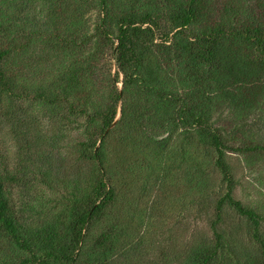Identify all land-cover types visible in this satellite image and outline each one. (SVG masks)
Returning a JSON list of instances; mask_svg holds the SVG:
<instances>
[{
  "label": "trees",
  "instance_id": "16d2710c",
  "mask_svg": "<svg viewBox=\"0 0 264 264\" xmlns=\"http://www.w3.org/2000/svg\"><path fill=\"white\" fill-rule=\"evenodd\" d=\"M2 126L0 264H264V0H0ZM152 187L212 238L153 258Z\"/></svg>",
  "mask_w": 264,
  "mask_h": 264
},
{
  "label": "rangeland",
  "instance_id": "374dc122",
  "mask_svg": "<svg viewBox=\"0 0 264 264\" xmlns=\"http://www.w3.org/2000/svg\"><path fill=\"white\" fill-rule=\"evenodd\" d=\"M0 148L9 156L10 162L15 152V144L7 126L0 128ZM231 162L236 177L241 180L236 196L251 207L264 202V186L257 179L249 176L243 158L234 155ZM155 188L144 191L136 188L137 192H129L128 196L141 200L140 204L144 212H142L144 217L141 220L146 222L145 234L152 242L154 250L151 251L154 253L152 257L157 258L159 253L165 250L167 258L175 262L180 258L184 247L188 248L192 242L204 237L212 238L209 220L213 214V206L198 204L197 200L190 204L186 193L183 194L180 190H163L162 188L155 190ZM25 201L26 198L20 199V202ZM235 219L237 218L232 217L228 220L235 226L237 224ZM143 263H151L149 254Z\"/></svg>",
  "mask_w": 264,
  "mask_h": 264
}]
</instances>
